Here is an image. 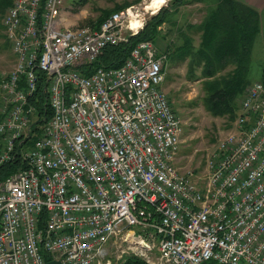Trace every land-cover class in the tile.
<instances>
[{
	"label": "built area",
	"instance_id": "built-area-1",
	"mask_svg": "<svg viewBox=\"0 0 264 264\" xmlns=\"http://www.w3.org/2000/svg\"><path fill=\"white\" fill-rule=\"evenodd\" d=\"M63 3L15 0L3 19L16 64L0 79V165L20 145L26 167L0 181V264H104L123 223L142 229L134 238L160 264H264V82L245 88L235 131L199 182L176 167L167 50L144 40L119 67L94 65L144 28V14L79 26ZM41 84L52 114L35 133Z\"/></svg>",
	"mask_w": 264,
	"mask_h": 264
},
{
	"label": "rangeland",
	"instance_id": "rangeland-1",
	"mask_svg": "<svg viewBox=\"0 0 264 264\" xmlns=\"http://www.w3.org/2000/svg\"><path fill=\"white\" fill-rule=\"evenodd\" d=\"M152 2L153 0H64L62 14L68 19L69 24L93 26L112 11H119L120 8H122L120 10L132 8L143 13L147 23L151 16L157 15L162 8H169L170 13H173L170 14L169 21L160 28V36L158 42L155 43L161 50L168 51L172 45H180L184 35L192 37L195 46H198L201 41V33L194 31V28L191 27L200 25L210 12L211 7L215 6L219 0H183V3L179 5H176V0H165L159 8L155 9L154 7L149 8ZM10 6L4 10L3 14L0 10V79L13 70L16 64L12 45L6 36L3 25V19ZM259 13L262 28L253 49L251 82L262 80L264 70V2L259 8ZM126 33L130 34L129 31ZM188 68L187 62H167L166 80L163 87L182 123L176 167L181 173L194 171L197 180L201 182L208 173L207 163L210 154L221 139L235 131L240 108L236 110L233 117L230 115L218 116L210 112L205 103L206 93L200 70L196 71V77H191ZM34 141V138L30 139L25 147L32 146ZM0 145H2V141H0ZM126 226V223L121 225L125 229L124 235L112 239L109 243V253L104 264H126L134 257L144 260L148 264H160L157 249H150L145 245L135 249L131 244L130 233L133 235L135 232V234L141 235L142 229L133 227L126 230Z\"/></svg>",
	"mask_w": 264,
	"mask_h": 264
},
{
	"label": "trees",
	"instance_id": "trees-1",
	"mask_svg": "<svg viewBox=\"0 0 264 264\" xmlns=\"http://www.w3.org/2000/svg\"><path fill=\"white\" fill-rule=\"evenodd\" d=\"M12 3L13 0H0L2 14ZM181 3L183 0H176V5ZM113 12L106 14L94 25L98 27ZM172 13L169 8H162L157 15L151 16L138 34L130 35L127 42L108 47L94 65L97 67H119L128 57L132 48L140 41L152 40L157 43L160 28L169 21L168 18ZM191 28L201 33L199 45L195 46L192 37L183 34V42L180 45H172L168 49V62H187L191 77L195 76L199 69L204 81L207 109L214 115L233 117L239 108L240 97L248 84L251 83L253 49L255 40L261 32L260 13L238 0H219L215 6L211 7L203 22ZM262 81L264 82V70ZM44 87V84H41L36 98L32 100L40 115L39 120L33 124L35 133L52 114L46 104ZM30 139L32 137L28 141ZM16 149L17 156L0 165V181L26 167L20 157L21 146L17 145ZM126 264L148 263L134 257Z\"/></svg>",
	"mask_w": 264,
	"mask_h": 264
},
{
	"label": "bare ground",
	"instance_id": "bare-ground-1",
	"mask_svg": "<svg viewBox=\"0 0 264 264\" xmlns=\"http://www.w3.org/2000/svg\"><path fill=\"white\" fill-rule=\"evenodd\" d=\"M164 2H165V0H153V2L151 3V5L149 6V8H153V7H154V9L155 8H159L161 6V4L164 3ZM129 238L131 239V242H133V243H137V244L142 245V246L144 244L141 239L134 238V236L132 235V233H130Z\"/></svg>",
	"mask_w": 264,
	"mask_h": 264
},
{
	"label": "crops",
	"instance_id": "crops-1",
	"mask_svg": "<svg viewBox=\"0 0 264 264\" xmlns=\"http://www.w3.org/2000/svg\"><path fill=\"white\" fill-rule=\"evenodd\" d=\"M244 4H247L251 7H253L254 9H256L259 12V8L260 6H262L264 0H238ZM261 28H262V22H261ZM261 33V32H260Z\"/></svg>",
	"mask_w": 264,
	"mask_h": 264
},
{
	"label": "water",
	"instance_id": "water-1",
	"mask_svg": "<svg viewBox=\"0 0 264 264\" xmlns=\"http://www.w3.org/2000/svg\"><path fill=\"white\" fill-rule=\"evenodd\" d=\"M47 264H62V263L58 260H52V261H49Z\"/></svg>",
	"mask_w": 264,
	"mask_h": 264
}]
</instances>
